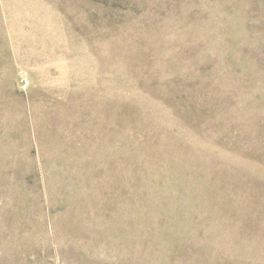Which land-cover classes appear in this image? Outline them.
I'll return each mask as SVG.
<instances>
[{"label": "rangeland", "instance_id": "1", "mask_svg": "<svg viewBox=\"0 0 264 264\" xmlns=\"http://www.w3.org/2000/svg\"><path fill=\"white\" fill-rule=\"evenodd\" d=\"M0 264H264V0H0Z\"/></svg>", "mask_w": 264, "mask_h": 264}]
</instances>
